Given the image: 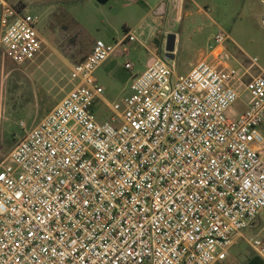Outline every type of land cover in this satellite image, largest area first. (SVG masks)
<instances>
[{"label": "built area", "instance_id": "1", "mask_svg": "<svg viewBox=\"0 0 264 264\" xmlns=\"http://www.w3.org/2000/svg\"><path fill=\"white\" fill-rule=\"evenodd\" d=\"M184 1L152 14L177 22ZM228 40L219 31L187 74L154 56L113 103L96 72L119 44L96 41L0 165V264H225L264 211V73L245 82ZM45 46L38 18L0 0V59L25 66ZM248 243L264 257L263 239Z\"/></svg>", "mask_w": 264, "mask_h": 264}, {"label": "rangeland", "instance_id": "2", "mask_svg": "<svg viewBox=\"0 0 264 264\" xmlns=\"http://www.w3.org/2000/svg\"><path fill=\"white\" fill-rule=\"evenodd\" d=\"M161 1L9 0L38 18L46 46L41 57L25 66L0 59V165L26 132L69 92L71 67L84 60L98 40L114 47L130 31L137 38L119 47L96 72L109 103L130 96L133 76L146 70L148 56L141 44L161 57L169 34L177 35L178 74L192 70L219 31L229 36L223 60L230 67L240 75L251 66L252 75L264 72V0H185L179 20L171 23L170 16L152 14ZM127 63L134 66L132 71L126 69ZM233 109L243 111L242 101ZM96 115L100 122L110 115L104 103H98ZM22 121L25 128L20 126ZM243 234L247 239L264 240V211Z\"/></svg>", "mask_w": 264, "mask_h": 264}, {"label": "crops", "instance_id": "3", "mask_svg": "<svg viewBox=\"0 0 264 264\" xmlns=\"http://www.w3.org/2000/svg\"><path fill=\"white\" fill-rule=\"evenodd\" d=\"M7 2L9 3V0H7ZM9 4H10V3H9ZM21 4H22V3H21ZM10 5H11V4H10ZM12 6H13V5H12ZM14 7H15V6H14ZM124 38H125V37H124ZM124 38H122V39L120 40L119 43H121V42L124 40ZM151 41H152V36H151L150 39L147 40V42L150 43ZM119 43H117L116 45H118ZM148 43H146V44H148ZM116 45H115V46H116ZM141 45H142V47H143V48L146 50V52H147V56H148L147 65H148V63L152 60V58H153L154 56H157V55H155V53L153 52L154 50H153L151 47L145 45V43H144V44H141ZM121 46H124V45L119 44V45L117 46L116 50H117L119 47H121ZM224 50H225V49H224ZM125 52L128 54V51H125ZM126 53H125V54H126ZM162 53H163V52H162ZM153 55H154V56H153ZM161 55H162V54H161ZM159 56H160V55H159ZM251 70H252V66L249 67V68H247V69H245V71L243 72L242 75H244V78H243V79H244L245 82H248V81H250L251 79H253V78L259 76V75L262 74V73H264L263 71L260 70V73H259V74H257V75H252V74H251ZM138 74H140V73H136L135 75H138ZM133 77H134V76H133ZM248 77H249V78H248ZM244 111H245V107H244V110L241 111V112H237V111H235L234 109H232V110L230 111V113H232V114H230V116H232V117L238 116V115L242 114ZM263 127H264V124L261 126L260 131H261L262 134L264 135ZM249 229H250V228H249ZM241 240H244L245 243H242ZM248 241H250V239H247V238L245 237V235L243 234V236H242L241 238H239V239L235 242L234 246L232 247V249H231V251H230L229 257H228L227 261L225 262V264H264V257H261V256L257 255V254L252 250V248L248 245V244H249Z\"/></svg>", "mask_w": 264, "mask_h": 264}, {"label": "water", "instance_id": "4", "mask_svg": "<svg viewBox=\"0 0 264 264\" xmlns=\"http://www.w3.org/2000/svg\"><path fill=\"white\" fill-rule=\"evenodd\" d=\"M176 43H177V35L169 34L167 36L164 58L166 60H175L176 58Z\"/></svg>", "mask_w": 264, "mask_h": 264}, {"label": "trees", "instance_id": "5", "mask_svg": "<svg viewBox=\"0 0 264 264\" xmlns=\"http://www.w3.org/2000/svg\"><path fill=\"white\" fill-rule=\"evenodd\" d=\"M96 1L99 2V3H101V4H106V3H108L110 0H96ZM154 41H155V42H158L157 39H155ZM162 52H163V50H161V52L159 51L158 54L161 55Z\"/></svg>", "mask_w": 264, "mask_h": 264}]
</instances>
